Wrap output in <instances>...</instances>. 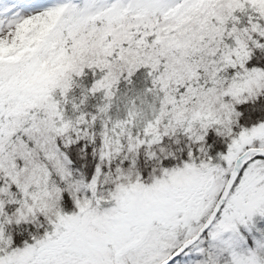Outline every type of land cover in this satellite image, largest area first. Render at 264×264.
I'll use <instances>...</instances> for the list:
<instances>
[{"label":"snow or ice","instance_id":"obj_1","mask_svg":"<svg viewBox=\"0 0 264 264\" xmlns=\"http://www.w3.org/2000/svg\"><path fill=\"white\" fill-rule=\"evenodd\" d=\"M22 34L0 264H264V0H0V49ZM61 49L47 100L13 111Z\"/></svg>","mask_w":264,"mask_h":264},{"label":"rangeland","instance_id":"obj_2","mask_svg":"<svg viewBox=\"0 0 264 264\" xmlns=\"http://www.w3.org/2000/svg\"><path fill=\"white\" fill-rule=\"evenodd\" d=\"M56 18L50 17L46 24L42 25L41 31H47L52 25L55 24ZM115 30V29H114ZM116 31V30H115ZM34 43L32 40H27L25 34H22L17 43L12 47H5L0 49V61H16L20 58L22 52L28 51L29 47ZM50 59L46 65H41L38 72L23 77L18 81H14L11 85L10 99L13 105L12 110L17 112L16 104L24 101L30 95H34L37 91L44 86L49 80V74L53 72L54 65L50 63ZM53 62V61H52ZM40 92V91H39ZM17 102H16V101ZM19 109L23 110L22 104L19 105ZM19 111V110H18Z\"/></svg>","mask_w":264,"mask_h":264},{"label":"trees","instance_id":"obj_3","mask_svg":"<svg viewBox=\"0 0 264 264\" xmlns=\"http://www.w3.org/2000/svg\"><path fill=\"white\" fill-rule=\"evenodd\" d=\"M184 23H187V21H183L181 24H177L176 27H182V25ZM115 30L118 31L119 26ZM115 30L113 29V31H115ZM126 33H127V29H124V32L120 33V36H124V35H126ZM93 39H95V44L93 45L94 48H99L103 44V39H104L103 35H98L94 31H90L88 33L87 37H84L83 35H81L80 40L76 44V47H77V49H79L80 53H83L84 51L89 50L86 48V45L89 42H91ZM53 58H54V60H52L53 62L50 61V63H53V65L55 67L53 69V72H51L49 74V80L47 81V83L44 86H42L37 91L36 94L30 95L24 101L20 102L19 104H16V106L14 105V107L19 110V111L17 110V112H24L27 110V108H29L31 106H37V105L43 104L47 100L49 89L51 87L55 86L56 76L58 74L63 73L67 68L71 67L72 62H73L70 57L65 56L62 49L59 53H57L55 56H53L52 59ZM46 64H44V65H46ZM20 104H22V106L24 107L23 110L19 109ZM11 107H13V105H11Z\"/></svg>","mask_w":264,"mask_h":264}]
</instances>
